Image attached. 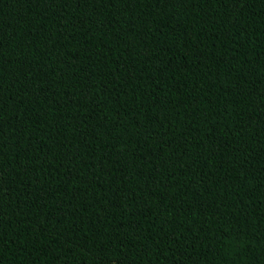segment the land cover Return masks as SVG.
<instances>
[{"label":"trees","instance_id":"trees-1","mask_svg":"<svg viewBox=\"0 0 264 264\" xmlns=\"http://www.w3.org/2000/svg\"><path fill=\"white\" fill-rule=\"evenodd\" d=\"M0 264H264V0H0Z\"/></svg>","mask_w":264,"mask_h":264}]
</instances>
